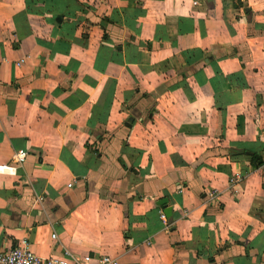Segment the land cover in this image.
<instances>
[{
	"label": "crops",
	"instance_id": "0c3cea01",
	"mask_svg": "<svg viewBox=\"0 0 264 264\" xmlns=\"http://www.w3.org/2000/svg\"><path fill=\"white\" fill-rule=\"evenodd\" d=\"M23 240L264 264V0H0V251Z\"/></svg>",
	"mask_w": 264,
	"mask_h": 264
},
{
	"label": "built area",
	"instance_id": "2783aa9c",
	"mask_svg": "<svg viewBox=\"0 0 264 264\" xmlns=\"http://www.w3.org/2000/svg\"><path fill=\"white\" fill-rule=\"evenodd\" d=\"M194 3L197 4V1ZM20 62H24V59H21ZM26 158L27 152L20 150L15 153L13 159L16 163H23ZM241 180L242 177L238 175L230 179V184L234 187L235 192H238L237 185ZM210 194L214 195V192ZM161 217L164 221H167L164 212L161 213ZM52 236L53 238H57V233L53 232ZM0 264H118V260L107 254L94 255L88 253L76 257L69 252L61 258L55 256L43 258L35 254L28 247L27 241L23 240L20 244L13 245L8 249L0 251Z\"/></svg>",
	"mask_w": 264,
	"mask_h": 264
},
{
	"label": "water",
	"instance_id": "95a60500",
	"mask_svg": "<svg viewBox=\"0 0 264 264\" xmlns=\"http://www.w3.org/2000/svg\"><path fill=\"white\" fill-rule=\"evenodd\" d=\"M257 157L259 158V155H257Z\"/></svg>",
	"mask_w": 264,
	"mask_h": 264
}]
</instances>
